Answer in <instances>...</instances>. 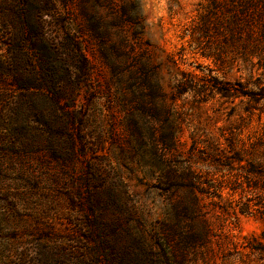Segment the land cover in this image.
<instances>
[{"label":"rangeland","instance_id":"374dc122","mask_svg":"<svg viewBox=\"0 0 264 264\" xmlns=\"http://www.w3.org/2000/svg\"><path fill=\"white\" fill-rule=\"evenodd\" d=\"M228 1L0 0V264H264V4Z\"/></svg>","mask_w":264,"mask_h":264},{"label":"trees","instance_id":"16d2710c","mask_svg":"<svg viewBox=\"0 0 264 264\" xmlns=\"http://www.w3.org/2000/svg\"><path fill=\"white\" fill-rule=\"evenodd\" d=\"M228 2L230 3L231 7L230 6L229 7L228 6H222V4H220V5H215V8H217V9L221 8L223 13H224V11L228 13L234 5L239 6L238 10H236V12H238L239 10L244 11L248 7L254 6V4L257 2H261L264 4V0H229ZM211 4H215V0H211ZM224 7H228V8L224 9ZM232 14H234V13H232ZM260 33H261L260 34L261 36L264 34L263 31H261Z\"/></svg>","mask_w":264,"mask_h":264}]
</instances>
